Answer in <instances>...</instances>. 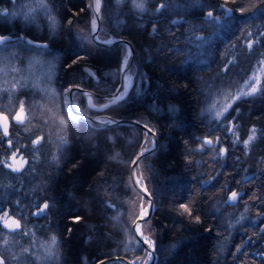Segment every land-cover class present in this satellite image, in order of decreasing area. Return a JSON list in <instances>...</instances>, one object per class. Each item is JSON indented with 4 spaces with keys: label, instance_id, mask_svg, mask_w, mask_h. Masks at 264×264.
I'll return each mask as SVG.
<instances>
[{
    "label": "trees",
    "instance_id": "1",
    "mask_svg": "<svg viewBox=\"0 0 264 264\" xmlns=\"http://www.w3.org/2000/svg\"><path fill=\"white\" fill-rule=\"evenodd\" d=\"M43 2L42 8L41 0H0V33L11 36L0 45V68L15 69L5 63L9 55L26 71L29 62L16 56L24 53L33 68L42 70L9 101L0 96V110L10 112L24 100L28 120L21 143L44 137L34 147L29 144L22 178L0 167V205L23 218L34 238L41 237L43 227L51 228L57 260L48 264H97L120 255L144 261L148 251L132 225L147 201L134 186L130 168L152 139L144 142V132L134 125L104 127L73 119L64 100L66 88L75 84L96 92L95 104L107 102L120 82L127 46L94 41L86 0ZM144 3L147 11L134 9L129 0H104L99 37L127 38L136 48L126 97L98 111L89 108L82 92L75 94L89 114L135 118L156 131L158 147L137 168L155 203L142 224L156 247L154 264H264V72L255 93L232 100L261 62L264 0ZM162 3L168 7L157 12ZM208 11L220 19L206 22ZM175 17L183 19L173 22ZM228 102L233 105L227 119L217 118L215 112ZM212 104L216 107L209 111ZM233 125L236 133L226 131ZM253 128L255 138L245 146ZM9 139L11 150H24L14 136ZM205 139L214 143L201 148ZM3 144L5 154L9 146ZM221 147L227 149L222 155ZM231 191L240 193L238 201H228ZM44 203L49 205L44 215H34L36 205ZM181 204L191 208V215ZM2 231L0 244L9 235ZM29 239L20 232L8 241L20 255L19 264L26 262L24 255H33L23 252L32 244Z\"/></svg>",
    "mask_w": 264,
    "mask_h": 264
},
{
    "label": "water",
    "instance_id": "2",
    "mask_svg": "<svg viewBox=\"0 0 264 264\" xmlns=\"http://www.w3.org/2000/svg\"><path fill=\"white\" fill-rule=\"evenodd\" d=\"M95 3H96V0H86V4L92 10L93 17L94 16L98 17L97 21H96V28L93 29V27H92V37H94V36L99 37V31L102 28L101 19H102V11H103V6H104V0H100V8H99L98 11L95 8ZM182 19H183L182 17H175V18L172 19V21L174 22V21L182 20ZM0 35L8 36L11 39V36L8 35V34H1L0 33ZM94 41L97 42L98 44L104 45V46H110V45L117 44V43L125 44L127 46V56H126L127 57V61H128L127 69H125L124 61H123V64H122V67H121V72H120V82H119L116 90L111 93V98L107 102H105V103H103L101 105H97V104L94 103L93 96L94 95H98V94L96 92H94L93 90L84 88V87H82L80 85H75V84L69 85L68 89L65 92V95H67V97L65 99V103H66V108H67L69 114L71 115V117H76V119H78L79 117H83V118H86L87 120H89V121H91L93 123H96V124L104 126V127L115 125V124L134 125V126L139 127L145 134L147 129H145L143 127L145 125V123H143L142 121H140L138 119H135V118H124V117L117 118V117H113V116H110V115H107V114H97V115L89 114V113H87L85 111V109L82 107V105L80 103V100L77 98L75 93L77 91L82 92V94L84 95V97L87 100L89 108L101 111V110L105 109V108L101 107L102 105H104V104L111 105L112 104V103H110V101L113 99L114 95L116 94L117 89H121L123 85L127 84L128 85V90H127V93L124 96V97H126V95L129 93V91H130V89L132 87V84H133L132 79H130L129 81L127 79L128 75H129V70H130V68H131V66L133 64V61H134V58H135V54H136V48H135L134 44L132 43V41L127 39V38L118 37V36H111L108 39H101L99 37L98 40L94 39ZM107 41H111V42L109 43ZM92 105H95V107H93ZM108 121H113V123H108ZM263 126H264V123H263ZM149 128H151V127L149 126ZM151 129L153 130V128H151ZM153 133H154L153 135L148 136V137H150L152 139V145L150 147H147L149 149V151L145 152L143 154V156H139V154L142 151V147H141L139 149V151L137 152V154L135 155V157L133 158V160H132V161L137 160V157L139 156L138 164L134 165L133 163H131V168H130V175H131V179H132V182H133L134 186L141 192L142 196L147 201L146 205L143 206V208L148 209V215L146 217H144L143 219H137L139 217V215H140V212H139L137 218L135 219L136 223H139L141 225V231L142 232H143L142 224H143V222L145 220H147V219H149L151 217V215H152V213L154 211L155 203H154V199H153V196H152L149 188L147 187V185L144 182L143 178L137 173V168H138V166L140 164L141 159L145 155H147L148 153L154 151L158 147V137H157L156 131L153 130ZM146 140H147V138L145 139L144 142H146ZM21 158H23V157L19 158L18 163L14 167L19 166V164L21 163ZM23 160L27 161L25 158ZM26 166H27V163H24L23 164V168L21 169V171L24 170ZM21 171H19V172H21ZM137 177H140V183H142L144 185V187H146L147 192H145L143 190V188L140 187V184H137L135 182ZM140 211H141V209H140ZM12 219L19 220L20 224H21V229H22L23 224H22V220L19 217L15 216V215H10L5 220H12ZM4 222H3V227H4ZM4 228L7 231L13 232V233L21 230V229H19V230L13 231V230L8 229L6 227H4ZM134 229H135V224L133 223L132 230H133V233H134L135 237L137 238V240L140 242V244L148 252H152V258L150 260H148V264H154L156 259H157V252H156V247H155L154 241L143 233L144 236L148 237L153 242V247L149 248V246L147 244L143 243V237H141L138 233H136L134 231ZM133 261H135V264H143V262H141L139 260L138 261L137 260H130V259H127L126 257H124L122 255H120V256H111V257L104 258V259L100 260L97 264H101V262H103V264H132Z\"/></svg>",
    "mask_w": 264,
    "mask_h": 264
},
{
    "label": "snow or ice",
    "instance_id": "3",
    "mask_svg": "<svg viewBox=\"0 0 264 264\" xmlns=\"http://www.w3.org/2000/svg\"><path fill=\"white\" fill-rule=\"evenodd\" d=\"M117 2L119 3L120 0H117ZM129 2L132 3L134 9H137L139 11H147V9L145 7L144 0H140V2H137V0H129ZM40 6L46 7V4H44L43 0H41V5ZM167 7H168V5L166 3H162V4L159 5V7L156 9V11L159 12L162 9H165ZM219 7L223 10V12H224L225 15H230L231 12H232V9L227 8L225 5H220ZM95 8H96L97 11L99 10V8H100V0H96ZM246 10L247 9H245L243 7L239 9V11L241 13L245 12ZM30 11H31V9H30ZM3 12L4 13H7L8 12V9H3ZM97 18L98 17H95L94 16L93 19H92V27H93V29L96 28ZM205 19H206V22H208V21L215 22V21L219 20L220 17L219 16H215L213 14V11H208L207 14H206V18ZM69 23H71V21H69ZM251 35H252L251 33H248V36H251ZM259 35L260 36H264V33H260ZM93 39H97L98 40L99 37L94 36ZM9 40H10V37L4 36V35H0V45L7 44V42ZM107 42L110 43L111 41H107ZM257 42H258V40H257ZM28 43H31V41H29ZM41 47H44V46H41ZM247 47L249 49H251L253 47V41H251L250 39L248 41ZM75 62L76 61H73V63H75ZM0 63H3L2 58H0ZM127 64H128L127 57H125V60H124L125 69H127ZM0 71H3V69H0ZM127 79L130 80V77H127ZM127 90H128V85L127 84L123 85L121 89H117L116 94L114 95V97L110 101V103L115 104L118 101L122 100L124 98L125 94L127 93ZM256 91H257V88L255 86H253L251 88V93H255ZM239 98H240L239 96H236V97L233 98V100L235 101L236 99H239ZM25 103L26 102L24 100H20L19 101L18 109L15 111V114L12 116V121H14V122H16L18 124H22V123L25 122V120H26V116H25ZM92 106L95 107V105H92ZM109 106H110L109 104H104L101 107L102 108H108ZM28 107H29V109H31L32 105L29 104ZM215 107H216V105L215 104H212L211 108H209L208 110L211 111ZM229 107H231V105H227L223 109V111H217V112H215V116L217 118L223 117L224 119H227V116L225 115V113H227ZM75 118L76 117H73V119H75ZM0 119L3 120V125H2L3 137H0V144H3L4 138H7L9 136L8 129H9L10 121H9V116L8 115H4L3 113H0ZM108 123H113V121H108ZM61 124H63V120H61ZM143 127L145 129H147V131L144 134L146 138L148 136L154 134L153 133V130L151 128H149V126L147 124H145ZM226 131H231L233 133H236L235 126L233 125L231 128H226ZM255 133H256V130H255V128H253L251 130V134L248 136V139L243 141V143H244L245 146H247L248 144H250V142L255 138ZM237 137H238V134H237ZM43 139H44L43 136H37L35 140H32L31 141V143L33 145H38V144H40L42 142ZM66 142L67 141L62 137L61 138V143L64 144ZM213 143H214L213 140L205 139L203 141V143L201 144V148H204L205 146H208V145H212ZM215 143H219V138L216 139ZM8 146H9L10 149L13 146V141L11 139H8ZM147 151H149V149L147 148V146L146 145L145 146H142V151L139 154V156H143V154L145 152H147ZM19 152H20V148L17 147L16 148V151H13L12 152L11 157L9 159L14 160L15 157L17 156V154ZM226 152H227V149L226 148L221 147L219 149V154H221V155L224 154V153H226ZM139 156L137 157V160L132 161V163L134 165H137L138 164ZM33 159H35V157ZM53 162H57V157L56 156H53ZM24 163H27V161H24L23 158H21V163L17 167H14L12 163H7L6 161H0V167L6 166L7 168L11 169L13 172H19L23 168V164ZM135 182L137 184H140V187L143 188V190L145 192H147L146 187H144V185L142 183H140V177H137ZM239 198H240V193L239 192H237V191H231L230 196H228V201H230V202H236V201H238ZM180 207L186 213H188L189 215H191V208H189V206L187 204H181ZM36 208H37V211L35 213H33V214L34 215H41V214L45 213V211L49 208V205L47 203H44L42 206L36 205ZM0 211H3V208L2 207H0ZM7 215L8 214L5 213V216H7ZM147 215H148V209L141 207L140 215H139V217L137 219H143ZM74 219H75L76 222H78L79 219H80V217H75ZM195 220L198 222L200 220V217L199 216H196L195 217ZM133 223L135 224L134 231L136 233H138L141 237H143V243L147 244L149 246V248H152L153 247V242L148 237L144 236L143 232L141 231V225L139 223H136V221H133ZM4 227L15 231V230L21 229V224H20V221L19 220H15V219L5 220ZM24 234L27 235L28 233H24ZM3 243L5 245H7L9 242H8V240L5 239L3 241ZM51 243L52 244H56L57 243V237L56 236L51 237ZM5 251H6V249L4 251H0V264H8L9 259H11V260H16L17 259L16 256H11V257L6 256L5 255ZM29 251H30L29 248H24L23 249V252H29ZM237 251L239 252L240 249L238 248ZM151 258H152V252H148L147 253V258L143 261V264H148V260H150ZM101 264H103V262H101ZM132 264H135V261H133Z\"/></svg>",
    "mask_w": 264,
    "mask_h": 264
},
{
    "label": "rangeland",
    "instance_id": "4",
    "mask_svg": "<svg viewBox=\"0 0 264 264\" xmlns=\"http://www.w3.org/2000/svg\"><path fill=\"white\" fill-rule=\"evenodd\" d=\"M42 8H43V6H42ZM23 54H20V55L16 54V56H18V59L20 61L26 60L29 62L26 64V71H28V72L25 71V67L16 66L17 64H19V62L16 60H13V58H10L11 56L6 55V62L5 63L8 65H13V63H14L13 66H15V69L11 68L10 66L9 67L6 66L4 68L2 67L3 71H0V96L4 95L6 97L5 101L6 100L9 101L12 94L13 95L17 94L21 88L27 87L29 85L28 83H30L33 80H36L38 77V73H40V71H42L41 68H38V69L33 68L30 65L31 61L33 59H31L29 57V55H27L28 56L27 57L26 55L24 56ZM259 54H258V56L261 59L260 64H257L252 69V72L248 76V79L245 82L244 87L238 92V94L236 96H240L243 93L244 94H250L251 88L253 86H255L257 89L259 88L261 78L263 76L262 74L264 72V51L262 53L260 52ZM30 59H31V61H29ZM2 68H0V69H2ZM6 69H9V71H11L10 74ZM4 70H6L7 73ZM129 77L132 78L130 74H129ZM35 88L38 89L37 87H35ZM227 105H233V102H228V103H226V105L222 104V106H221L222 108L220 109V111H223V109ZM229 108H228V110H229ZM6 218H8V216ZM23 233H28L27 235L24 234V236H26L27 238H29L31 236V239H29V240L31 241L32 244L27 245L24 248H29L30 251L28 254H30V253L33 254L31 258H28L26 255H24L23 259L26 261L24 264H48L52 260H53V262H55V260H57V256L55 254V247H54V244L51 243V239H50V236L53 234V232L49 226H45L42 228V231L40 232L41 237L39 239L34 238V237H36V235L34 234L33 229L28 230V228H27V230ZM5 239L8 240L7 237H4L1 240L0 246L8 250L7 252H9V255H8L9 257H11V256L17 257L16 260L9 259L8 264H19L20 263V255H17L16 251L11 246H9L8 244L5 245L3 243V241ZM27 259H28V261H27Z\"/></svg>",
    "mask_w": 264,
    "mask_h": 264
},
{
    "label": "flooded vegetation",
    "instance_id": "5",
    "mask_svg": "<svg viewBox=\"0 0 264 264\" xmlns=\"http://www.w3.org/2000/svg\"><path fill=\"white\" fill-rule=\"evenodd\" d=\"M3 99L4 98H2V100ZM18 106H19V103L17 104L16 108L14 110L10 111V112L0 110V113H3L4 115H8L9 116V121H10L9 129H8L9 136L7 138H4L6 145H8V139L11 136H14L16 142H20V143L23 141V139H25L23 137V135H24V133L26 131L25 129H26V124H27V120H28V113H27V111L25 110L26 120H25L24 123L18 124L16 122L12 121V116L15 114V111L18 109ZM2 125H3V120L0 119V135H1V137H3ZM32 138L31 139H28L27 138V140H25L23 143L20 144L21 147L24 148V150L23 151L20 150V152L17 154V156L15 157L14 160L9 159V158L11 157L12 152L13 151H16V149L15 150L14 149L11 150L10 148H7L5 154H3L2 151H0V161H6L7 163H12L13 166H15L18 163L20 157H23V159L25 158L27 160V166L25 167V169L22 170L21 172H13L11 169L7 168L6 166L1 167V169L9 172L11 175H13V177H20V178H22V176L25 175V171L27 170V168L29 166L28 165L29 164V156H27V152L29 151L28 150V147H30V146L34 147L32 145V143H31ZM29 144H30V146H29ZM0 146H2V144H0ZM3 146H5V144H3ZM0 173H1V171H0ZM2 200L3 199H0V202L3 203ZM0 207L3 208V211H0V228H1V231L3 230L2 232H8V234H9V235H7L8 241L12 239V236L14 234H17V233H20V232H25L27 230V227L25 225L24 219L21 218V217H19L22 220V224H23L22 229L20 231H17L16 233H11V232L7 231L3 227V222L5 221V219H6L7 216H10L12 214H11V211H10L9 208L4 207L3 205H0ZM5 213H7L8 215L5 216ZM43 215H44V213L41 214V215H39V217H42ZM28 230H29V228H28Z\"/></svg>",
    "mask_w": 264,
    "mask_h": 264
},
{
    "label": "bare ground",
    "instance_id": "6",
    "mask_svg": "<svg viewBox=\"0 0 264 264\" xmlns=\"http://www.w3.org/2000/svg\"><path fill=\"white\" fill-rule=\"evenodd\" d=\"M128 77H129V75H128ZM131 79V78H130ZM128 81H129V79H128ZM69 87V86H68ZM68 88H66V90H67ZM66 90L64 91V96H65V99H66V97H67V95H65V92H66Z\"/></svg>",
    "mask_w": 264,
    "mask_h": 264
}]
</instances>
